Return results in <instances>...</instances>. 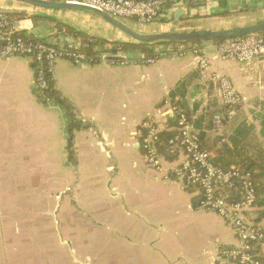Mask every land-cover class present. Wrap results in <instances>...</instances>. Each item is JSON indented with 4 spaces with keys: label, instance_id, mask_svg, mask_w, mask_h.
Instances as JSON below:
<instances>
[{
    "label": "crops",
    "instance_id": "obj_1",
    "mask_svg": "<svg viewBox=\"0 0 264 264\" xmlns=\"http://www.w3.org/2000/svg\"><path fill=\"white\" fill-rule=\"evenodd\" d=\"M190 1L181 8L190 3L193 18L179 25L173 19L178 9L156 23L122 22L143 35L264 23V0ZM0 9L21 11L9 15L27 39L57 45L83 42L81 34L135 43L91 12L41 9L17 0H0ZM59 24L76 36L60 34ZM172 45L154 48L159 59L152 64L135 52L115 54L131 60L129 65L111 64L107 53L97 65L57 62L54 87L70 111L39 97L32 59H0V264H228L221 250L236 244L233 230L217 214L194 206L200 194L175 177L177 163L167 161L163 172L147 165L140 146L142 125L152 120L166 131L174 124L166 102H177L194 117L203 146L217 164L230 169L245 160L264 166V67L223 61L217 43H203L211 75L228 77L245 103L217 131L213 118L225 112L219 84L205 83L198 57L172 55ZM71 122L83 125L73 130L72 145ZM262 170L254 172L258 176ZM78 220L92 228L102 225L110 239L107 252L117 254L118 261L44 260L45 249L38 254L30 247L31 227L44 236L48 221Z\"/></svg>",
    "mask_w": 264,
    "mask_h": 264
},
{
    "label": "built area",
    "instance_id": "obj_2",
    "mask_svg": "<svg viewBox=\"0 0 264 264\" xmlns=\"http://www.w3.org/2000/svg\"><path fill=\"white\" fill-rule=\"evenodd\" d=\"M60 3L79 4L98 9L119 20H137L141 23H156L167 20L172 10L183 7L185 0H50ZM88 42L68 40L52 45L44 41L27 39L20 33L17 22L9 14L0 13V59L13 57L30 58L36 69L37 93L47 104L53 100L44 96L49 87L47 73L59 61H69L76 66H90L104 63V54L90 55L86 49ZM202 44L172 45L170 53L185 57L193 53L198 57L201 79L214 80L219 84V95L225 112L215 115L217 131L224 127V120L232 119L245 106L243 96L228 77H213L210 61ZM218 52L223 61L236 60L243 64L257 63L264 67V32L240 38L226 39L218 44ZM113 65H129L127 58L116 60L111 54ZM159 58L147 59L146 64L155 63ZM168 116L173 125L167 143L162 144L161 127L152 120L142 125L140 146L147 165L157 172H163L167 161L177 166L172 170L184 188H191L200 194L199 208L217 214L233 230L236 244L221 250V258L228 264H264V225L254 218L260 183L256 173L250 169L235 166L226 169L217 164L212 154L203 146L201 133L195 128L194 117L177 102H166ZM163 148V149H161ZM169 158V159H167ZM238 196V197H236Z\"/></svg>",
    "mask_w": 264,
    "mask_h": 264
},
{
    "label": "rangeland",
    "instance_id": "obj_3",
    "mask_svg": "<svg viewBox=\"0 0 264 264\" xmlns=\"http://www.w3.org/2000/svg\"><path fill=\"white\" fill-rule=\"evenodd\" d=\"M46 225L47 231L44 236H38L36 228L30 229V247L38 254L45 249L44 260L118 261L117 254L107 252L110 239L103 235L100 223H94L93 228L91 223L84 220L62 222L61 225L58 222L48 221ZM57 230L60 231L61 236L57 235ZM32 256L35 257L34 254H31Z\"/></svg>",
    "mask_w": 264,
    "mask_h": 264
},
{
    "label": "water",
    "instance_id": "obj_4",
    "mask_svg": "<svg viewBox=\"0 0 264 264\" xmlns=\"http://www.w3.org/2000/svg\"><path fill=\"white\" fill-rule=\"evenodd\" d=\"M17 1H21L35 8H41V9L91 12L103 18L105 21L113 25L119 31L128 35L131 39L135 41V43L168 44V45L205 43V42H214L219 39L226 40V39L240 38V37L264 32V23H261L259 25H255L247 28L219 31V32L194 33V32L179 30L173 33L143 35L136 33L135 31H132L131 29L126 27L122 22V20L116 19L92 7L79 5V4H72V3H60L50 0H17ZM0 13L12 15V14H20L21 11L0 9ZM183 18L186 19L193 18V9L191 8L190 3H187L184 9L183 8L178 9L173 14L174 23L176 25H179ZM108 58L109 60H113L111 56ZM116 60H122V59L116 58Z\"/></svg>",
    "mask_w": 264,
    "mask_h": 264
},
{
    "label": "trees",
    "instance_id": "obj_5",
    "mask_svg": "<svg viewBox=\"0 0 264 264\" xmlns=\"http://www.w3.org/2000/svg\"><path fill=\"white\" fill-rule=\"evenodd\" d=\"M192 1V0H191ZM190 1V2H191ZM58 31L59 33H67L69 35L72 36H76V34L74 33V31L63 24H59L58 26ZM79 36L83 42H88L91 40V46L90 48L86 49V52L89 53L90 55L96 56V55H101V54H117L119 52H125V53H140L143 56V61L147 60V59H155L156 57L159 58V56L156 54V51L154 48H157L158 46H164V45H168V44H145V43H116V42H109V41H104L101 39H97V38H90L87 37L85 35H77ZM223 42V39H219L214 41V43H221ZM198 44H202V43H198ZM47 79L49 81V87L44 91V96L51 98L53 101L57 102L59 105L65 107L67 110L70 111L69 106L66 104V101L63 99V97L61 96V94L55 89L54 87V80H53V74L52 73H47ZM187 83H185L186 85ZM184 86V85H183ZM188 111V110H187ZM190 114V113H189ZM69 118H71L72 120V115L71 113L69 114ZM83 128V125L81 124H77L76 126L73 125V123L71 122V126L69 128V133H70V139H69V143L70 145L73 144V130L74 129H80ZM172 131L166 130L164 132L161 133V141L162 144H166L168 139L172 136ZM203 133H201V138H203ZM141 142V141H140ZM141 144V143H140ZM163 149V148H161ZM141 150L142 147H141ZM169 159V158H167ZM170 160V159H169ZM238 166L243 167V168H247L250 169L252 171H255L256 169H263L261 175H256V178L258 179L259 183L261 184L259 189H258V194H257V201L255 203V207L258 209H260L259 212V218L256 220V222H262L264 221V166L261 165H257V164H253L250 161H242L240 163H238ZM238 197V196H236ZM200 199V196H199ZM194 206L196 208H198V204L200 202V200L198 199H194Z\"/></svg>",
    "mask_w": 264,
    "mask_h": 264
}]
</instances>
